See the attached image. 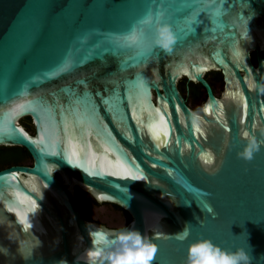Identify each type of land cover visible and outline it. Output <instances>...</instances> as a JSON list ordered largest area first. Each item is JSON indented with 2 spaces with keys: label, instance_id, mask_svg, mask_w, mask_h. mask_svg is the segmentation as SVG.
<instances>
[{
  "label": "water",
  "instance_id": "obj_1",
  "mask_svg": "<svg viewBox=\"0 0 264 264\" xmlns=\"http://www.w3.org/2000/svg\"><path fill=\"white\" fill-rule=\"evenodd\" d=\"M160 14L177 37L171 53L153 44ZM147 15L151 25H138ZM190 24L192 31H179ZM134 25L140 39L132 44ZM263 53L264 0H0V127L11 121L12 128L0 134V147L25 148L33 160L0 171V245L10 249L0 264H86L88 250L104 247L94 233L112 240L122 229L157 246L152 264H186L199 239L245 248L251 264H264V146L251 161L237 155L244 133L264 141V94L247 83L264 82ZM211 72L223 75L220 98L205 78ZM184 78L207 93L198 110L179 90ZM156 108L169 124L166 138L160 126L166 146L157 147L149 130ZM25 118L34 135L21 125ZM208 153L212 164L201 160ZM117 156L145 179L112 175ZM77 190L100 205H78ZM25 195L34 210L21 203ZM10 207L26 212L27 233ZM186 223L189 235L180 240ZM10 231L41 241L27 262L6 239Z\"/></svg>",
  "mask_w": 264,
  "mask_h": 264
},
{
  "label": "clouds",
  "instance_id": "obj_2",
  "mask_svg": "<svg viewBox=\"0 0 264 264\" xmlns=\"http://www.w3.org/2000/svg\"><path fill=\"white\" fill-rule=\"evenodd\" d=\"M148 22H151L150 19ZM139 39L140 33L134 25L131 29V35L126 37V40L135 44ZM176 42L177 37L171 25L156 23L153 41L156 48L171 53ZM247 83L249 89L264 94V82L258 83L253 78H249ZM195 120L196 117L193 114L194 123ZM262 135H264V130H262ZM262 146H264V141H258L255 135H247V142L237 155L245 161H251L254 154L259 152ZM206 211L213 213L211 205L206 206ZM2 223L3 221H0V224ZM19 223L23 225V230L26 233L32 227L29 221L23 217L19 218ZM189 232L190 229L186 223L177 238L186 239ZM93 235L98 237L94 243L103 244L104 247L88 250L84 256L86 264H152L157 253V246L135 229L119 230L112 240H106L102 234L94 233ZM6 239L16 244V253L25 262L32 257L35 249L41 246V241L38 239L22 238L12 231L8 232ZM9 254L10 249L0 245V256L8 257ZM251 260L252 257L245 248L238 247L234 250H225L215 245L211 240L199 239L190 245L186 264H251ZM57 264H68V262L61 259Z\"/></svg>",
  "mask_w": 264,
  "mask_h": 264
},
{
  "label": "snow or ice",
  "instance_id": "obj_3",
  "mask_svg": "<svg viewBox=\"0 0 264 264\" xmlns=\"http://www.w3.org/2000/svg\"><path fill=\"white\" fill-rule=\"evenodd\" d=\"M213 8L216 7L215 4L212 5ZM222 14V10L221 9H217L216 11V15L217 17H219L220 15ZM150 19V23L148 22V20ZM162 14L160 15H157L156 16V22L158 23H168L167 21H163L162 22ZM152 17L151 15H147L145 18H143L142 20H140L138 22V25H141V26H144V25H151L152 23ZM186 23H188L186 21ZM194 24H190V26L187 28V29H180L179 31L181 33H184L185 31H192V28H194ZM143 54V53H141ZM70 67V63L69 64H65L64 67L61 69V70H67L68 68ZM205 69H201V71H204ZM230 97H238L240 99V101H244V97L241 93H229L228 94ZM171 98H169L170 100ZM118 100V98H117ZM168 103L169 101H166V100H162V104H163V108L165 109V111H167L168 109ZM140 107L141 108H144L145 110H147V107L144 103H141L140 104ZM244 108H245V111L247 109V104L245 103L244 104ZM181 110V107L179 105H175V111L176 112H180ZM205 112H208L209 114H211L212 112V109L211 107H207L204 109ZM155 113L157 114H160L161 113V109L160 108H156L155 109ZM19 113L18 112H15L13 111L11 113V116H15V115H18ZM133 118L136 119V122L138 125H141V120L139 118H137L136 116V111H135V108L133 109ZM10 124H11V121H9V123L7 125H5L4 127H0V134H4V135H8L12 132V128L10 127ZM161 124L163 125V136L166 138L169 134V131H170V128H169V124L167 122V120L165 119V116L163 114H160L159 115V119L158 120H153L151 125H150V132L152 133V136H153V139H155L157 141V147H160V146H166L167 144V140L164 139L162 142H161V132H160V126ZM142 126V125H141ZM193 127L195 128V130L199 133L200 132V128L198 125H193ZM16 132H18L19 134H22L23 133V130L20 129V130H17L15 129ZM247 135L248 133H244V136L245 138H247ZM23 139H28V137L26 135H20ZM129 140L132 139L131 136L128 137ZM33 143H38L36 141H33ZM73 156H75V154H73ZM120 157L117 156V163H116V167H117V172L116 173H111L112 175H120L122 177H129L133 180H142V179H145L143 173L140 171V169L138 168V166L136 168H133V167H128L126 164H122L120 163ZM201 160H203L206 164H212L213 163V156L211 153H208L206 155H202L201 156ZM69 163H74L76 164L77 166H80L81 165V162L79 160V158H73V157H69ZM155 167V165H153ZM95 166H93L94 168ZM86 171H88L89 175H94L95 172L93 170H89V169H85ZM50 171V170H49ZM12 179H15V175L12 177ZM191 190V189H189ZM17 195H19V193H17ZM127 195V194H126ZM30 202V205H31V209L30 210H34L36 208V202L34 200H31L30 197L28 196H24L23 200L21 201V203H24V202ZM9 211H16V215L18 218H21L23 217L24 219H27V215H26V212H20V211H17L16 209L14 208H9ZM28 220V219H27ZM29 230V229H28Z\"/></svg>",
  "mask_w": 264,
  "mask_h": 264
},
{
  "label": "trees",
  "instance_id": "obj_4",
  "mask_svg": "<svg viewBox=\"0 0 264 264\" xmlns=\"http://www.w3.org/2000/svg\"><path fill=\"white\" fill-rule=\"evenodd\" d=\"M206 79L210 83L212 87L218 83L223 84V75L221 72H211L207 74ZM190 85V95L189 97L186 96V99H191L193 102H197L200 100L201 95H202V90L204 89L202 85L200 84H193V83H188L187 79H183L179 83V89L183 93H189V90H187V86ZM206 99L203 100L205 102ZM21 125L32 135L35 134V129L34 126L31 122L30 118H26L21 120ZM32 157L30 153L25 149V148H19V147H0V171H3L7 168H10L12 166L16 165H32ZM58 177V176H57ZM77 202L79 199L82 197H88V201L86 202L87 207H94V206H99L98 204L91 196L80 192L77 190ZM79 204V203H78ZM117 209L121 210L125 214H127L124 210H122L120 207L115 206ZM128 215V214H127ZM89 220V219H88ZM90 221V220H89ZM130 222V221H129Z\"/></svg>",
  "mask_w": 264,
  "mask_h": 264
},
{
  "label": "flooded vegetation",
  "instance_id": "obj_5",
  "mask_svg": "<svg viewBox=\"0 0 264 264\" xmlns=\"http://www.w3.org/2000/svg\"><path fill=\"white\" fill-rule=\"evenodd\" d=\"M263 57H264V53H263V55H262ZM252 60H253V62H254V64L255 65H257V57H256V54L255 53H252ZM206 77H207V75H206ZM205 77V78H206ZM185 79V78H184ZM183 80V79H182ZM182 80H180L179 81V83L182 81ZM207 80V79H206ZM223 80H224V78H223ZM188 81V80H187ZM208 81V80H207ZM188 83H192V82H189L188 81ZM194 84V83H193ZM178 87H179V84H178ZM212 87V86H211ZM219 87H221L222 88V91H223V89H224V81H223V84L222 83H218V84H216V85H214V87H212V89H213V92H214V94H215V96L217 97V98H220L221 97V94H222V91L221 92H219ZM190 85L189 86H187V90H189V93L187 92V93H183L182 91H180L181 93H182V95H183V97L185 98V100H186V103H187V105L191 108V109H193V110H198L199 109V107H197L196 105L197 104H199V103H201V102H203V100L204 99H206L207 98V93H206V91H205V89H203L202 90V95H201V98H200V100L199 101H197V102H193L190 98L189 99H186V96L187 97H189V95L191 94L190 93ZM180 90V89H179ZM206 101V100H205ZM204 103V102H203ZM26 119V118H25ZM31 122H32V120H31ZM33 124V123H32ZM35 129V128H34ZM21 166H23V165H21ZM26 166H28V165H26ZM12 167H20L19 165H16V166H12ZM11 168V167H10ZM8 169V168H7ZM90 196V195H89ZM79 205V204H78ZM114 209H117L115 206H112ZM79 208H80V211H81V213H82V215L88 220H90V221H92V222H97V223H99V224H101V225H104V226H106L107 228H109L106 224H103L102 222H98V221H95V219L94 218H92V217H90V216H88V215H85L83 212H82V210H81V207L79 206ZM117 210H119V209H117ZM119 211H121V210H119ZM122 212V211H121ZM109 229H111V228H109ZM116 230V229H115Z\"/></svg>",
  "mask_w": 264,
  "mask_h": 264
},
{
  "label": "rangeland",
  "instance_id": "obj_6",
  "mask_svg": "<svg viewBox=\"0 0 264 264\" xmlns=\"http://www.w3.org/2000/svg\"><path fill=\"white\" fill-rule=\"evenodd\" d=\"M200 104V103H199ZM199 104H197L196 106L198 107V105ZM88 197L86 196H84V197H82L80 200H79V204H81V205H84V206H86V202L88 201ZM89 208H91V209H94L95 208V206L94 207H89Z\"/></svg>",
  "mask_w": 264,
  "mask_h": 264
}]
</instances>
